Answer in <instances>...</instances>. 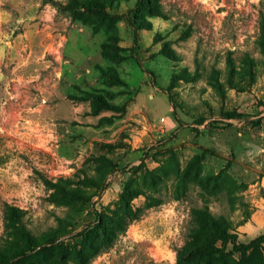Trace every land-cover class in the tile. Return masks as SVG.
I'll return each instance as SVG.
<instances>
[{"label": "rangeland", "instance_id": "374dc122", "mask_svg": "<svg viewBox=\"0 0 264 264\" xmlns=\"http://www.w3.org/2000/svg\"><path fill=\"white\" fill-rule=\"evenodd\" d=\"M75 1L43 0L20 60L19 22L0 38V264H264V0H106L118 15L83 12L96 30ZM119 46L121 62L104 56ZM113 67L126 85L105 81ZM105 88L129 110L98 130L89 102ZM101 153L121 165L77 210L62 189L88 188ZM170 155L168 176L145 172ZM125 184L140 193L124 207Z\"/></svg>", "mask_w": 264, "mask_h": 264}, {"label": "trees", "instance_id": "16d2710c", "mask_svg": "<svg viewBox=\"0 0 264 264\" xmlns=\"http://www.w3.org/2000/svg\"><path fill=\"white\" fill-rule=\"evenodd\" d=\"M63 7L64 8L65 7L66 8L72 7L74 10V13H75L74 19L80 20L84 24L91 25L93 30L94 29L96 30L97 25H100V23H98V22L93 23V21L90 19L87 20L85 18V14H83L84 11L100 10V13H103V16H105V17H107V16L112 17L114 14L118 15V12H119V10H118L119 2H117L113 6L114 7V11H113L112 10L113 8L109 6V4L107 3L106 0H76L75 2H69V3L65 4ZM117 15H115V17H117ZM128 17H129V20L131 18L132 21H134L135 16L133 14H129ZM127 23H128L127 28H128V31L130 32L129 33L130 37L134 40V38H135V30L134 29L137 25H135V23H133L131 26L129 21ZM130 26H131V28H130ZM111 39H112V37L110 34L109 40H111ZM135 44H137V43H135ZM101 45H103L105 47H109L110 42L104 41ZM119 47H118V49H120V50H118L116 52L117 55H114L110 52H105L104 56L107 57V59H109L110 61L112 60L113 62L116 61L118 63L121 62L123 59H125L127 57L128 54L124 52V49L122 47H120V48ZM113 69H115V71H112V72H107L108 69H106V70L103 69V71H105L104 73L107 74V79L105 81H109V79H111L112 76L114 77V73H115L117 80H116V82L112 83V85H122V84L126 85L127 83H126L125 79L121 78V76L117 72V69L115 67H113ZM108 75H110L111 78ZM172 81L173 80L171 79V84H172ZM107 84L109 85V83H107ZM117 94H119V91L112 90L110 88H105V89L98 91V92H95V93L92 92L90 102H89L90 107H91V111L93 113H96L97 111H99L101 109H110V110L115 111V112H120V111L124 110L125 109L124 105L116 103L112 100V98H114L115 95H117ZM226 115L228 117H231L234 114L227 113ZM109 145H110V147L112 146V144H109ZM171 157H172V155L162 158V160H161L162 162L160 163V165L155 170L151 169L152 171L151 170L147 171L145 169V172H152L150 174H153L154 176L155 175L160 176V174L157 171H161V173L165 177L168 176L166 166L168 165ZM95 159L97 160V164H98V167L96 169L95 174L90 175V176H86L84 179H82V183L85 185H88L89 186L88 188L71 187V188H63L62 189V191L64 192V194L66 196H69V197L74 196V198H77V197L79 198L80 202H79V206L77 207V210L80 209V211L89 205L91 197L95 194V189L98 190L101 187V183L103 182V179L105 177V173L108 172L109 170L112 171V169L114 170L116 167H118V164L109 156L102 154V155L96 156ZM139 166L138 167L135 166L133 171L134 170L137 171V168L142 167V166H140V167ZM161 177H163V176H161ZM60 181L64 182V183L61 182V184L67 185L66 179L62 178ZM128 184H129V182H128ZM125 185H127V184H125ZM126 187L128 188L129 186L127 185ZM128 189L130 190L129 191L130 194L126 195V194H124V191H123V194H121V196H120L121 203H123L124 207L128 206L129 199L132 196H135V193H137V194L140 193V192H137L136 188L131 187ZM128 189H126V190H128ZM73 205H75V204L71 205V207H70L71 210H72V208L74 209ZM212 224H214V223H212ZM59 227L60 226H58L56 228H52L51 230H47V231L41 233L40 235H34V234H31L30 231H26L24 233L26 242H27V244H31V245L32 244L38 245L40 243H43L47 239L55 240L67 232V230L62 231ZM99 229H100L101 233H103V234L111 235V232H114V230L108 228L107 226H100L99 225ZM258 238H260V237H258ZM262 240L263 239H261L260 241L262 242ZM207 247L204 248V250H207ZM61 254H63V252ZM63 258L64 257L62 255L57 256L58 260H62ZM178 261H179V259L177 260V262ZM222 264H225L224 261H222Z\"/></svg>", "mask_w": 264, "mask_h": 264}, {"label": "crops", "instance_id": "0c3cea01", "mask_svg": "<svg viewBox=\"0 0 264 264\" xmlns=\"http://www.w3.org/2000/svg\"><path fill=\"white\" fill-rule=\"evenodd\" d=\"M50 4L48 2H43V0H0V38L2 35L7 34L9 32L14 31V28L12 27L13 19L16 20V22H19L15 27L20 26V30L17 31L15 36L13 37L14 39L9 41L11 43V51L14 53V57L17 58V60H20L19 58L23 57V51L25 52V47H27L28 44V36L31 34L32 28L35 29V25L39 21H42L43 19H47L49 17L50 13ZM52 11H54L52 9ZM35 19L36 24H35ZM33 21V22H32ZM34 25V27H33ZM37 31V30H36ZM8 42V40H6ZM1 51H0V58L1 56ZM19 54V58H18ZM16 60L17 65H23L25 61H21L18 63ZM1 61V60H0ZM121 93L115 95L112 100L116 103H119L121 105H124L125 109L120 111V112H115L110 109H101L97 111L96 113H93L91 111V108L89 110V115L92 119V123H90L95 129L99 128L98 130H102L107 125H110L114 123L118 118L124 117V113H128V110L124 102H120L118 100V97L120 96ZM149 98H153V95H147ZM133 96H127V99H132ZM81 105L75 106V109H78ZM151 115L155 118V120L158 122L160 120H163L167 126L169 127H175V117L173 116L172 113L170 115H161L157 110H150ZM170 112V111H169ZM76 113V112H74ZM80 113V112H78ZM83 113V112H82ZM153 118V120H154ZM112 143H106L104 144V147L108 148V145ZM117 144L114 143L113 146L110 147L109 149L116 148ZM154 146L150 148V150H154ZM106 155L109 156L108 154L101 153L99 155ZM111 157L118 165H121L119 161L114 159L112 156ZM166 157V156H164ZM161 159H157V164L160 165L162 162ZM104 190L101 194V198L104 195Z\"/></svg>", "mask_w": 264, "mask_h": 264}]
</instances>
